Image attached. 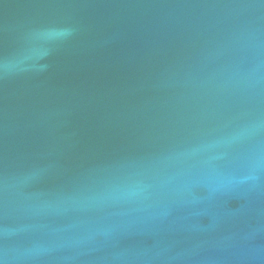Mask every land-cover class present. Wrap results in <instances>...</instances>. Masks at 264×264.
Wrapping results in <instances>:
<instances>
[{
  "label": "water",
  "instance_id": "water-1",
  "mask_svg": "<svg viewBox=\"0 0 264 264\" xmlns=\"http://www.w3.org/2000/svg\"><path fill=\"white\" fill-rule=\"evenodd\" d=\"M0 264H264V0H0Z\"/></svg>",
  "mask_w": 264,
  "mask_h": 264
}]
</instances>
